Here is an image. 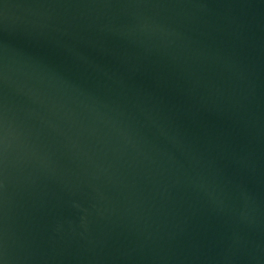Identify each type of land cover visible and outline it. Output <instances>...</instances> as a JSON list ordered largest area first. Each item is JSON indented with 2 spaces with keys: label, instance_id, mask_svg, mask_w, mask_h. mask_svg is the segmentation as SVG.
Wrapping results in <instances>:
<instances>
[{
  "label": "water",
  "instance_id": "water-1",
  "mask_svg": "<svg viewBox=\"0 0 264 264\" xmlns=\"http://www.w3.org/2000/svg\"><path fill=\"white\" fill-rule=\"evenodd\" d=\"M0 264H264V0H0Z\"/></svg>",
  "mask_w": 264,
  "mask_h": 264
}]
</instances>
